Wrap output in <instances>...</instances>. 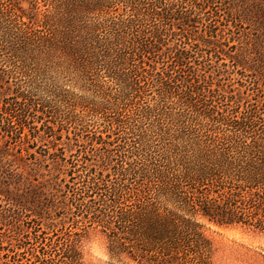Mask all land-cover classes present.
Listing matches in <instances>:
<instances>
[{
    "label": "trees",
    "instance_id": "obj_1",
    "mask_svg": "<svg viewBox=\"0 0 264 264\" xmlns=\"http://www.w3.org/2000/svg\"><path fill=\"white\" fill-rule=\"evenodd\" d=\"M215 3L0 0V160L61 198L12 170L0 264H80L91 228L130 264H213L205 222L264 232V47L233 52Z\"/></svg>",
    "mask_w": 264,
    "mask_h": 264
},
{
    "label": "rangeland",
    "instance_id": "obj_2",
    "mask_svg": "<svg viewBox=\"0 0 264 264\" xmlns=\"http://www.w3.org/2000/svg\"><path fill=\"white\" fill-rule=\"evenodd\" d=\"M251 5H254L251 0H217V3L214 4V7L220 8L219 14V29L225 30L226 32H230L233 34L235 38H239L241 44L238 48H233L232 51L238 52L243 51L247 56L254 57L256 54L254 53L252 47L256 44L257 46L264 47V11H260L259 8H255ZM257 9L258 11H255ZM241 17L246 18L245 22H242ZM195 30H203L201 28H195ZM229 36V34H227ZM264 51V48L262 49ZM254 55V56H252ZM256 58V57H255ZM264 71V69L262 70ZM251 74L249 71H245L244 74ZM236 77V76H235ZM264 78V77H263ZM245 79L248 82H244V86L240 87L237 85L240 90H245V93H251L253 90H246L250 88L249 83L252 80V76H245ZM63 83H65L66 88H71L77 91V88L74 87V83L68 76H60L59 79ZM237 81H230L229 83H236ZM233 87V86H232ZM262 90H260V99H264V79L260 84ZM254 88V87H253ZM257 89V87L255 86ZM112 111V110H109ZM114 116V112H108L107 118ZM88 118H93L94 120L97 117H92L91 114H88ZM50 121L52 120L50 115L44 117V120ZM90 120V119H88ZM90 129L92 130H100V125L98 121H95ZM43 133V132H40ZM72 135V133H71ZM61 142H68L65 134L61 139H52V137H48L43 139L41 144L38 146L40 150H49V152L53 151V147L55 145L60 146ZM1 146V145H0ZM103 150V149H100ZM93 153H99V150L91 151ZM94 163L100 162L99 157H94L92 160ZM49 162V160H48ZM23 165H20V167ZM52 167V165H51ZM6 166L4 160H0V235H2V240L4 243L7 242V233H9V221L2 217L1 214L4 211L6 205L5 201V189H13L14 184L6 186V182H13L12 173L17 171L21 173L23 171V175L28 176L32 184L35 185L38 190H41V197L48 198L50 195L51 198L55 197V200L61 199L58 195L59 192L50 193V189L48 188V182L52 181L50 178L54 172L52 169L45 167L44 164H31L24 166V168L16 169L10 168ZM14 169V171H12ZM50 171V172H48ZM28 171L30 173H28ZM11 174V175H10ZM61 177L65 176L64 174H60ZM55 193L56 195H54ZM40 194V193H39ZM38 194V195H39ZM38 198V197H37ZM99 228H91L89 231L96 230ZM205 232L209 237L214 240L215 248L217 249L213 264H264V232L254 230L251 228H247L241 225H233V226H218L214 223L205 222L204 227Z\"/></svg>",
    "mask_w": 264,
    "mask_h": 264
},
{
    "label": "clouds",
    "instance_id": "obj_3",
    "mask_svg": "<svg viewBox=\"0 0 264 264\" xmlns=\"http://www.w3.org/2000/svg\"><path fill=\"white\" fill-rule=\"evenodd\" d=\"M80 264H130L125 253H115L102 229L89 231L76 244Z\"/></svg>",
    "mask_w": 264,
    "mask_h": 264
}]
</instances>
